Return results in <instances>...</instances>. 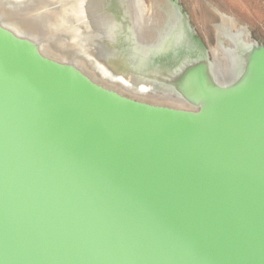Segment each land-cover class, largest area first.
Segmentation results:
<instances>
[{
  "label": "water",
  "instance_id": "water-1",
  "mask_svg": "<svg viewBox=\"0 0 264 264\" xmlns=\"http://www.w3.org/2000/svg\"><path fill=\"white\" fill-rule=\"evenodd\" d=\"M140 1L0 0V264H264V44L212 58L181 24L150 58ZM75 16L107 27L70 41Z\"/></svg>",
  "mask_w": 264,
  "mask_h": 264
},
{
  "label": "rangeland",
  "instance_id": "rangeland-1",
  "mask_svg": "<svg viewBox=\"0 0 264 264\" xmlns=\"http://www.w3.org/2000/svg\"><path fill=\"white\" fill-rule=\"evenodd\" d=\"M225 2L228 4L226 6H228L230 10H232V12L239 17L241 23L236 24L234 21L230 20L231 22H229V24H221L222 27L220 28H226L225 31L220 34L221 36L215 35L214 32H210L207 34L210 40L204 41L203 39H201L203 44H205V46L210 49L211 55H214L216 53L217 55L219 54L218 57H221L223 56V51L217 50L220 46H233L230 35H233L235 37L243 35L245 41L247 42H264V0H225ZM54 4V0H39V5H41L43 11L49 9L54 13ZM75 17L76 18L73 20V22L65 26L63 30L61 29L62 31L60 32L61 34H64V36H66L70 41L71 39H86L90 34H96L97 36H99L102 34L103 28L107 27V24L103 22L99 23L98 25L91 24L89 22H86L84 18H79L77 16ZM12 26L22 31V26L18 23H14ZM229 28L235 30L233 31V34H230L228 32ZM226 32L227 34H225ZM198 37L201 38L200 36ZM141 38L145 39L142 40L143 44H148L150 46L159 43V41L156 40V36L151 31L142 33ZM106 41L107 39H105L104 37L98 38V42L100 43V45H103ZM49 43L50 41H45L42 45L43 52L48 57L59 61H74L85 73H87L95 81H98L106 87L116 89L123 95L156 105L183 109L189 108V106L180 101L167 98V95L169 94L166 95V92L164 90H157L155 92L145 90V95H138V93H132L130 90L125 89L123 86L112 84L103 75H101V73L97 72L95 68L89 66L84 58L77 57L71 59L69 56H67V54H59L49 45ZM99 47L104 48L102 46ZM170 95L175 94L171 92Z\"/></svg>",
  "mask_w": 264,
  "mask_h": 264
},
{
  "label": "crops",
  "instance_id": "crops-1",
  "mask_svg": "<svg viewBox=\"0 0 264 264\" xmlns=\"http://www.w3.org/2000/svg\"><path fill=\"white\" fill-rule=\"evenodd\" d=\"M226 5L225 0H141L139 6L141 16L144 17L141 32L147 33L152 26L154 29L151 32L158 39L160 34L171 32L172 26L178 25V37L181 32H186L180 26L182 24L190 26L197 37L208 41V33L220 35L225 31V27L220 28L221 24H229L230 20L236 24L241 23L239 17ZM230 29L228 32L233 34L235 30Z\"/></svg>",
  "mask_w": 264,
  "mask_h": 264
},
{
  "label": "flooded vegetation",
  "instance_id": "flooded-vegetation-1",
  "mask_svg": "<svg viewBox=\"0 0 264 264\" xmlns=\"http://www.w3.org/2000/svg\"><path fill=\"white\" fill-rule=\"evenodd\" d=\"M178 27H179L178 25H176V26L173 25L172 28H171V32H168V33H165V34H160L159 38L158 39L156 38V40L159 41V43H157L156 45L150 46L148 44H143V41H142L141 46H140V51L142 53H144L145 55H150V58H151V57H154L155 55H158L159 53L161 54V52H163L162 51L163 49L162 50L159 49L161 47H167L169 49V47L178 46L179 42H178V39L176 37V31L179 30ZM152 29H154V27L151 26L149 28V31H152ZM230 39L233 42V46L240 45V43L245 41L243 35H239L237 37H235L233 35H230ZM141 40H145V39L143 38ZM261 43L264 44V42H261ZM223 47L225 49L226 46H223ZM157 49H159V50H157ZM168 49H167V51H164V53L168 52ZM211 56H213V55H211ZM107 80L110 83H112V84L123 86L125 89L130 90L132 93H138V95H145V93H146V91H143V89H141V88L125 86V84H122L120 82H117V81H114V80H111V79H107ZM155 91H157V89ZM155 91H151V92H155ZM163 93H165V92H163ZM165 94L166 95L169 94V95H167V98H171L172 100H177V101H180V102L186 104V102L184 100H182L181 98H179L176 95H170L169 92H166Z\"/></svg>",
  "mask_w": 264,
  "mask_h": 264
},
{
  "label": "bare ground",
  "instance_id": "bare-ground-1",
  "mask_svg": "<svg viewBox=\"0 0 264 264\" xmlns=\"http://www.w3.org/2000/svg\"><path fill=\"white\" fill-rule=\"evenodd\" d=\"M223 65H224V62H223V63L220 65V67H219V70H220L221 72H222V71L224 72V71H226V69H227V68L224 67Z\"/></svg>",
  "mask_w": 264,
  "mask_h": 264
}]
</instances>
